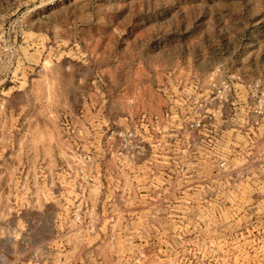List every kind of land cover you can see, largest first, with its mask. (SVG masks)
Instances as JSON below:
<instances>
[{"label": "rangeland", "instance_id": "1", "mask_svg": "<svg viewBox=\"0 0 264 264\" xmlns=\"http://www.w3.org/2000/svg\"><path fill=\"white\" fill-rule=\"evenodd\" d=\"M0 264H264V0H0Z\"/></svg>", "mask_w": 264, "mask_h": 264}, {"label": "built area", "instance_id": "2", "mask_svg": "<svg viewBox=\"0 0 264 264\" xmlns=\"http://www.w3.org/2000/svg\"><path fill=\"white\" fill-rule=\"evenodd\" d=\"M3 98H0V110L3 109V106H4V102H3Z\"/></svg>", "mask_w": 264, "mask_h": 264}]
</instances>
